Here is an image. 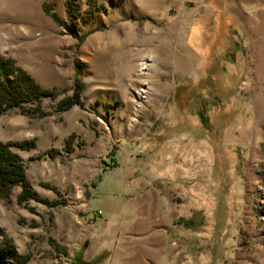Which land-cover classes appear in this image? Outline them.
I'll return each mask as SVG.
<instances>
[{"label": "rangeland", "instance_id": "374dc122", "mask_svg": "<svg viewBox=\"0 0 264 264\" xmlns=\"http://www.w3.org/2000/svg\"><path fill=\"white\" fill-rule=\"evenodd\" d=\"M96 1L72 28L66 0H0V57L56 94L0 115V144L35 143L12 152L38 199H0V264L82 261L87 235L116 264L102 237L139 184L172 202V264H264V0Z\"/></svg>", "mask_w": 264, "mask_h": 264}, {"label": "crops", "instance_id": "0c3cea01", "mask_svg": "<svg viewBox=\"0 0 264 264\" xmlns=\"http://www.w3.org/2000/svg\"><path fill=\"white\" fill-rule=\"evenodd\" d=\"M158 186H144L139 184L134 192L121 195L117 208L110 210L113 217L117 212L118 226L113 228L112 234L105 235L102 240L109 241L114 249L113 257L116 264H172V238L168 230L173 229L171 210L172 202L168 195L165 208L162 195L158 193ZM88 201L82 203L81 219L88 223L89 231L100 217L105 214L103 209H91L94 195L86 192ZM167 209V212H164ZM78 215H74V219ZM89 221V222H88ZM70 222V221H69ZM169 228V229H168ZM84 241L93 242L89 236ZM88 237V238H87ZM82 251V261L89 263L99 253L88 256L89 252Z\"/></svg>", "mask_w": 264, "mask_h": 264}, {"label": "trees", "instance_id": "16d2710c", "mask_svg": "<svg viewBox=\"0 0 264 264\" xmlns=\"http://www.w3.org/2000/svg\"><path fill=\"white\" fill-rule=\"evenodd\" d=\"M88 14L82 21L88 19L95 12L105 11L103 5L96 0H88ZM79 9L77 0H66V18L69 27L75 28L78 19ZM56 96L53 90L42 88L35 80L23 69L19 68L11 59L0 57V115L12 110H19L23 115H43L40 110L42 99H54ZM74 98L65 99L57 105L58 111H66L72 105H81L78 99V90L75 91ZM35 106L29 108V106ZM35 148L34 142H7L0 144V199L8 200L11 189L15 186L21 188L18 197L19 203L28 200H37V196L31 191L26 182V167L18 155L12 149L28 151ZM1 234V232H0ZM5 249L9 250L7 257L17 263L25 260L15 253V249L10 240L3 238ZM72 264H91L85 263L78 258Z\"/></svg>", "mask_w": 264, "mask_h": 264}, {"label": "bare ground", "instance_id": "6f19581e", "mask_svg": "<svg viewBox=\"0 0 264 264\" xmlns=\"http://www.w3.org/2000/svg\"><path fill=\"white\" fill-rule=\"evenodd\" d=\"M143 60H144V59H143ZM141 66H145V67H143V69H142L143 71H144V70H147V63H146V64L143 63V64H141ZM142 74H143V73H142Z\"/></svg>", "mask_w": 264, "mask_h": 264}]
</instances>
